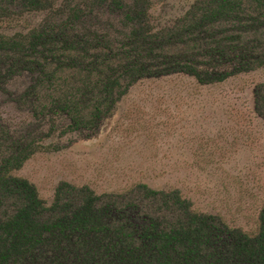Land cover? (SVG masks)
<instances>
[{
  "label": "trees",
  "instance_id": "16d2710c",
  "mask_svg": "<svg viewBox=\"0 0 264 264\" xmlns=\"http://www.w3.org/2000/svg\"><path fill=\"white\" fill-rule=\"evenodd\" d=\"M150 9L148 0H0V94L48 125L43 138L60 125L59 136L88 139L141 80L211 85L264 69V0H197L160 29ZM18 77L26 88L10 92ZM254 105L264 120V89ZM56 149L0 124V264H264V205L255 235L144 184L96 195L60 183L47 205L12 173Z\"/></svg>",
  "mask_w": 264,
  "mask_h": 264
},
{
  "label": "rangeland",
  "instance_id": "374dc122",
  "mask_svg": "<svg viewBox=\"0 0 264 264\" xmlns=\"http://www.w3.org/2000/svg\"><path fill=\"white\" fill-rule=\"evenodd\" d=\"M50 1L58 6L63 0ZM148 1L151 24L160 29L197 0ZM42 17L20 26L38 24ZM27 83L18 77L8 89L20 93ZM263 86V68L211 85L184 75L144 79L88 139L59 136L60 125L43 138L48 125L0 94V124L57 148L40 150L12 175L32 184L47 205L60 183L86 186L96 195L119 194L137 184L178 190L194 212L255 235L264 205V120L255 112L254 91Z\"/></svg>",
  "mask_w": 264,
  "mask_h": 264
}]
</instances>
